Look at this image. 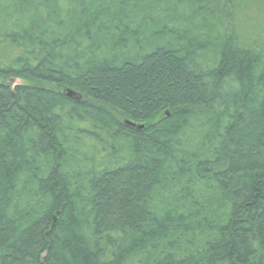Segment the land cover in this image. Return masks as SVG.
<instances>
[{"label": "trees", "instance_id": "1", "mask_svg": "<svg viewBox=\"0 0 264 264\" xmlns=\"http://www.w3.org/2000/svg\"><path fill=\"white\" fill-rule=\"evenodd\" d=\"M217 8L0 0V264H264V42Z\"/></svg>", "mask_w": 264, "mask_h": 264}, {"label": "rangeland", "instance_id": "2", "mask_svg": "<svg viewBox=\"0 0 264 264\" xmlns=\"http://www.w3.org/2000/svg\"><path fill=\"white\" fill-rule=\"evenodd\" d=\"M215 1L220 30L225 28L239 46L254 48L264 42V0Z\"/></svg>", "mask_w": 264, "mask_h": 264}]
</instances>
